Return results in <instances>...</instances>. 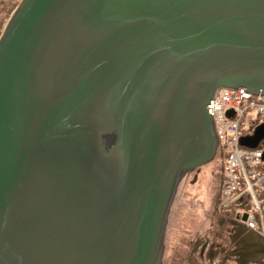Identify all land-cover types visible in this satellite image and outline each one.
Here are the masks:
<instances>
[{"label":"water","instance_id":"1","mask_svg":"<svg viewBox=\"0 0 264 264\" xmlns=\"http://www.w3.org/2000/svg\"><path fill=\"white\" fill-rule=\"evenodd\" d=\"M238 86L264 95V0H23L0 37V264H162L178 183L216 155L210 99Z\"/></svg>","mask_w":264,"mask_h":264},{"label":"rangeland","instance_id":"2","mask_svg":"<svg viewBox=\"0 0 264 264\" xmlns=\"http://www.w3.org/2000/svg\"><path fill=\"white\" fill-rule=\"evenodd\" d=\"M22 1L23 0H0L2 6H4L5 3H10L12 5V10L9 13L2 11L3 8H0V37L2 36L9 21L13 17L16 9L20 6ZM250 118H255V115L252 114ZM258 123L259 121L256 120L253 125V129L256 128ZM260 146L264 148V139L261 141ZM223 163V155L220 150V152L218 151L210 162L199 166L200 172L198 174L196 173L197 171H194V173L191 175L183 176L181 181L178 183L171 210L169 212V218L171 219L172 217L173 219L169 222L168 218V223L166 225L164 257L162 260L163 264H213V262H211L209 259L210 256H207V254H210L209 251L206 255H201V249L204 242H208L209 245L212 243V239L208 237V234L204 233L203 231L209 228V225L212 221V218L209 219V217L212 216L211 212L214 206L218 207L219 215L222 216V218H225V211L227 210L228 205L233 204L227 203V200H224V203H222L223 201L221 199V190L223 188L224 179V175L221 170ZM203 181H206V186L208 189L205 191V193L208 191V196H203L199 193L201 186L200 184ZM205 193L203 194L205 195ZM218 200L222 202L219 201L220 203H217ZM205 201L206 207L202 203ZM251 206L246 207L252 211L253 208ZM240 208L241 205L236 204L235 209L238 210ZM262 208V213L264 215V205ZM198 210H200V212H198ZM191 211L193 212L192 214L189 213ZM170 213L172 214L170 215ZM234 218L236 219V217ZM178 224L180 226H177ZM237 224L236 236L238 237V235H242L245 237L243 238L244 241L249 243L251 242L252 248L247 253L249 256L251 254L253 255V264H264V229H249L244 224V226L247 228L246 231V229L243 228L240 223ZM225 235L227 236L226 230H221L220 242L228 244L226 242ZM192 239L194 241L197 240L198 246L191 254L190 259L188 258V245L189 242L191 243ZM167 240H169V244H172L173 247L168 245ZM233 263V261L228 260L225 264Z\"/></svg>","mask_w":264,"mask_h":264},{"label":"built area","instance_id":"3","mask_svg":"<svg viewBox=\"0 0 264 264\" xmlns=\"http://www.w3.org/2000/svg\"><path fill=\"white\" fill-rule=\"evenodd\" d=\"M244 88L221 87L216 98L210 99V102L224 161L221 199L241 205L236 216L247 215L248 225L258 230V218H262L264 205V149L245 146L241 140L253 135L256 128L264 124V95ZM230 111L233 114H229ZM252 114L255 118H250ZM256 120L259 123L253 129ZM242 197L245 199L241 200ZM247 199L248 205L245 203ZM246 206H251L253 210Z\"/></svg>","mask_w":264,"mask_h":264},{"label":"flooded vegetation","instance_id":"4","mask_svg":"<svg viewBox=\"0 0 264 264\" xmlns=\"http://www.w3.org/2000/svg\"><path fill=\"white\" fill-rule=\"evenodd\" d=\"M0 8H3L2 11L4 12H11L12 5L10 3H5L4 6L0 3ZM1 22V21H0ZM218 152V146L217 151ZM197 169V170H196ZM194 171H197L198 174L200 172V167H196L192 170H189L186 172L184 176L191 175L194 173ZM196 175V174H195ZM197 177V176H196ZM245 197V196H244ZM242 197L241 200H244L245 198ZM247 205L249 204L248 199L245 202ZM236 203H233L232 205H228L227 210L225 211V218H222V216L219 215L218 207L214 206L212 209V216L209 217V219L212 218V221L209 225V228L203 231L204 233L208 234V237L212 239L211 245L208 244V242H204L203 247L201 249V255H206L209 251L210 254H207L210 261L213 262V264H225L228 260L233 261V264H253V255H248L247 252H249L252 248L251 242L244 241V236H236L237 234V222L236 219H234V215L236 214L237 209H235ZM233 207V208H232ZM242 208V206H241ZM208 220V219H206ZM243 228H247L244 226L243 223H240ZM221 230L225 231V239L228 244L221 243ZM187 244V243H186ZM185 244V246H186ZM198 244L197 240L189 242L188 248V258L191 259V254L196 250ZM164 257V255H163ZM163 260V258H162ZM163 264V263H162Z\"/></svg>","mask_w":264,"mask_h":264},{"label":"bare ground","instance_id":"5","mask_svg":"<svg viewBox=\"0 0 264 264\" xmlns=\"http://www.w3.org/2000/svg\"><path fill=\"white\" fill-rule=\"evenodd\" d=\"M217 137V136H216ZM263 140V139H262ZM261 140V141H262ZM217 141H218V139H217ZM261 141L259 142V144H258V146H256V147H251V146H248V147H251V148H257V147H259V148H262V149H264L263 147H261L260 146V143H261ZM243 144V143H242ZM244 145V144H243ZM245 146H247V145H245ZM218 151L220 152V148H219V143H218ZM223 155V154H222ZM221 170H222V172L224 171V167H222L221 168ZM210 173V172H209ZM208 175V174H207ZM201 186H200V191H199V193L201 194V195H203V196H208L209 195V192L207 191L206 193H205V191L208 189L207 188V186H206V181L204 182H201V184H200ZM203 193H205V195L203 194ZM220 200H218L217 201V203L219 202ZM220 202H222V201H220ZM219 202V203H220ZM203 203V205L206 207V201L205 202H202ZM222 203H224V202H222ZM188 206V205H187ZM188 207H190V206H188ZM205 210H206V208H205ZM173 212V211H172ZM198 212H200V210H198ZM190 214H192L193 212L191 211V212H189ZM195 213V212H194ZM172 213H170V215H171ZM168 218H169V216H168ZM172 217H171V219L169 218V222L170 221H172ZM236 221L237 222H239V223H243V224H245L249 229H255V228H251L249 225H248V223H247V217L246 218H244V217H240V216H236ZM258 222L260 223V228H257L258 230L259 229H264V215L262 214V218H258ZM168 223V222H167ZM172 226H173V224H172ZM177 226H180L179 224L177 225ZM165 233H166V230H165ZM170 233V232H169ZM168 233V234H169ZM177 234V233H176ZM169 236H170V234H169ZM172 239H173V233H172ZM168 241V245H170L169 244V240H167ZM163 245H164V247H165V237H164V241H163ZM167 245V246H168ZM170 247H173V245L171 244L170 245Z\"/></svg>","mask_w":264,"mask_h":264},{"label":"trees","instance_id":"6","mask_svg":"<svg viewBox=\"0 0 264 264\" xmlns=\"http://www.w3.org/2000/svg\"><path fill=\"white\" fill-rule=\"evenodd\" d=\"M234 215V217H236V214H233ZM235 219V218H234Z\"/></svg>","mask_w":264,"mask_h":264}]
</instances>
